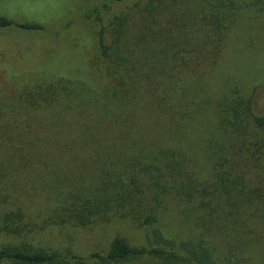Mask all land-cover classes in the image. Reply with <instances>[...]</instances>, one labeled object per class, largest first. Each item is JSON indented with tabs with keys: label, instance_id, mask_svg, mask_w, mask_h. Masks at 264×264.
Wrapping results in <instances>:
<instances>
[{
	"label": "trees",
	"instance_id": "trees-1",
	"mask_svg": "<svg viewBox=\"0 0 264 264\" xmlns=\"http://www.w3.org/2000/svg\"><path fill=\"white\" fill-rule=\"evenodd\" d=\"M172 1L179 4L183 0ZM201 1L199 14H194L199 18H192L193 11L178 9V43L170 32L164 33L165 37L151 35V39L161 40L158 51L153 47L155 42L144 44L143 34L132 39L125 13L100 24L96 65L114 79L110 86H103L110 90L112 106H118V113H110V107L103 110L96 106L104 112L99 122H93L96 117L87 114L68 119L72 127L96 128L97 133L76 132L68 137L76 146L85 144L67 161L75 160L83 171L90 167L87 175L59 177L57 158L61 155L41 149L37 135L21 144L24 138L20 132L31 121L17 116L16 150L0 156V232L13 234L16 241L0 248V264H128L145 256L157 257L166 264H264V202L234 171L240 160L245 163L255 158L257 151H250L247 144L260 143L254 128L264 130V114L257 106L259 90L252 86L259 77L241 68L229 74L221 71L227 74L223 90L221 86L212 87L214 71L207 75L200 72L203 67L197 66L211 59L208 46L221 49L241 13L240 5L233 0ZM247 3L264 7V0ZM100 9L94 7L88 16L99 17ZM202 23L210 33H198ZM13 26L26 31L44 28L39 23H16L0 15V27ZM144 52L150 64L161 65L144 70ZM148 53L153 55L149 58ZM217 55H212L213 60ZM172 73L178 74V79H174L166 97L160 84ZM144 79L155 82L146 85ZM62 86L61 80L39 85L31 103H37L39 96L55 95ZM77 107L93 108L88 102ZM146 111L155 117L149 126L143 122ZM192 120L210 123L201 149L213 163V178L198 179L188 166L184 140ZM4 125L0 123V130ZM137 125H143L144 131L129 147L128 137ZM176 128L178 132L172 136ZM167 135L171 138L163 140ZM32 140L34 146L29 144ZM163 141L169 142L161 144ZM220 159L223 163L216 164ZM36 172L40 178L35 177ZM9 199L12 208H4ZM170 203L180 208L181 222L196 229L197 236H168L160 222L162 215L172 210ZM114 217L136 220L146 229V243L134 245L125 235H116L106 252L83 254L40 247L22 239L47 228L52 221L88 225Z\"/></svg>",
	"mask_w": 264,
	"mask_h": 264
},
{
	"label": "rangeland",
	"instance_id": "rangeland-1",
	"mask_svg": "<svg viewBox=\"0 0 264 264\" xmlns=\"http://www.w3.org/2000/svg\"><path fill=\"white\" fill-rule=\"evenodd\" d=\"M233 1L240 5L241 13L228 30L227 42L225 41L221 49V46L215 48L207 45L210 47L207 55L211 59L209 63L205 61L197 68L203 67L200 72L205 75L214 71L215 80L212 87L221 86L223 90H226L223 81L227 74H221V71L225 70L229 74L230 71L241 68L242 72L245 71L247 74L258 73L259 78L252 81V86L255 85L253 88L259 90L258 111L264 114V7L249 6L248 0ZM202 4L201 0H183L179 4L172 0H0V15L16 23H39L44 27L35 31L22 30L16 26L0 27V123L5 124L3 130H0V156L16 150L18 116L27 122L31 121V124L20 132L24 138L20 141L21 144H27V140L34 139L37 135L36 137L40 138L41 149L55 150L61 155L57 158L59 177L72 178L90 173V167L83 171V167L75 160L67 161L71 158L70 154L80 151L85 145L76 146L68 137L76 132L97 133L94 131L96 128L72 127L68 119L87 114L90 118L96 117L93 122H99L104 112L96 106L103 110L110 107V113H118V106H112L110 90L103 86H110L111 80L114 82V79L107 70L96 65L100 24L105 25L114 15L125 13L129 18L132 39H137L143 34L144 44L146 41L155 42L153 47L158 51L161 48L158 42L161 43V40H153L151 35L157 33L163 36L164 33L170 32L178 43V9L182 12L193 11L191 13L193 15L199 14L198 9L202 8ZM96 6L101 8L99 17L88 16ZM194 16L192 18H199V15ZM98 18H102V21ZM168 26L172 29L167 30ZM198 33H210V29L202 23L198 25ZM216 53L218 55L213 60L212 55ZM143 55L141 58L144 59L142 67L144 70L161 65L159 62L150 64L149 59L145 58V52ZM151 55L153 54L148 53L147 57L150 58ZM249 58L254 60L251 62ZM215 67L220 69H213ZM174 73L164 77L165 82L160 84L163 96L169 97L174 79H178V74L174 76ZM59 80L63 86L59 87L55 95H46L49 97L42 95L37 99V103H31L32 96H35L33 93L39 85L49 84L51 81L57 83ZM152 82H155L154 79H144L146 85ZM176 94L178 98V92ZM92 96L96 98L95 102H92L95 100ZM86 102L93 108L86 110L77 107L82 103L85 105ZM103 103L106 105L103 106ZM151 116V111L143 114L145 125L149 126L152 119H155ZM161 124L164 125L163 122ZM209 125L210 123L192 120L185 134L188 166L198 179L214 176L213 163H209L207 153L204 152V148L201 149V139L208 133ZM142 126L137 125L131 130L127 140L129 147L136 142L140 133H143ZM173 129L174 127L171 128ZM254 130L257 133L255 138L260 139V143L253 146V143L248 142L247 145H250V151L256 150L257 154L248 162L242 163L240 160L234 171L244 177L247 185L250 184L249 190L254 189L255 194L264 202V144H261L264 140V130L256 128ZM176 132L178 128L171 133L172 136L177 134ZM167 138L171 136L167 135L163 140ZM167 142L169 141H163L161 144ZM29 144L34 146L33 140L29 141ZM173 147L176 148V145ZM176 156L178 159V154ZM220 162L223 163V159L216 164ZM224 170L227 171L225 168ZM40 176V173H35V177ZM14 180L16 182V178ZM10 200L3 204L4 208H12ZM170 206L172 210L162 215L160 222L168 236L175 238H185L188 234L197 236L196 229L190 228L191 225L183 223V220L181 222L182 213L178 211L180 208L175 203H170ZM262 209L261 212L264 213V208ZM47 225V228L32 232L22 239L40 247L70 249L83 254L106 252L116 235H125L134 245L146 243V229L131 218L98 219L88 225L67 220L61 224L52 221ZM217 240L219 241L218 238ZM13 241H16V236L0 232V248ZM128 264L166 263L157 257L145 256Z\"/></svg>",
	"mask_w": 264,
	"mask_h": 264
}]
</instances>
